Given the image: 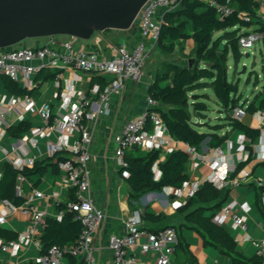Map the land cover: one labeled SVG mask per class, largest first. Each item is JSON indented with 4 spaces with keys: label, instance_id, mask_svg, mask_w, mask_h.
I'll use <instances>...</instances> for the list:
<instances>
[{
    "label": "built area",
    "instance_id": "built-area-1",
    "mask_svg": "<svg viewBox=\"0 0 264 264\" xmlns=\"http://www.w3.org/2000/svg\"><path fill=\"white\" fill-rule=\"evenodd\" d=\"M201 1L210 4L222 21L233 14L231 8L216 0ZM254 2L257 3L258 9L264 7V0H254ZM177 5L178 0H148L137 19L140 40L133 46L126 43L115 46L111 56L94 51H76L70 40L64 41L59 46L47 45L37 48L14 46L0 49V77L7 76L25 89H33L36 86V77L47 70H52L57 79L61 78L63 70L72 69L77 73L103 78L105 81L104 85L101 83L92 85L88 94L80 93L62 100L56 110L48 103L38 108L36 101L30 96L12 97L5 108L2 106L0 109V142L6 135L5 130L11 127L5 121V115L11 109L17 110L20 121L25 120V115L19 105H22L28 113L38 114L41 117L44 126L30 128L21 138V143H31L36 147L39 143L36 138H46L50 155L65 158L59 162L58 167L67 177L68 186L76 198L75 201L68 203V210L76 212V218L82 223V231L76 243L64 247H51L47 253L39 255L36 259L37 264H69L72 258H82L87 264L96 263L95 234L103 223L105 212L96 205L91 193L93 131L90 124H94L101 116L108 114L110 103L127 89L129 82L138 83L141 80L150 54L159 42L162 15L166 11L173 10ZM239 35L240 51L243 54L254 53L253 49L261 45L264 39V33L245 31V29L241 30ZM3 102L4 99L0 98V106ZM146 105L147 108L143 112L124 123L114 138V157L120 168L126 166V153L133 148L148 151L166 149L167 155L176 150L175 140L170 136L161 113L152 110L158 106V103L147 96ZM247 113H249L247 105L242 103L234 109L232 116L243 121ZM252 115L262 126L264 111H257ZM195 122L202 124L203 120L195 118ZM260 130V139L264 143V128L261 127ZM54 135H58L56 140ZM248 143L250 139L243 136L237 164L234 161L229 164L223 162L225 152L222 147L210 149L208 154L203 155L199 149L188 145L185 152L189 155V164L193 169L198 168L202 163L212 166L213 172L205 182H211L216 189L222 191L247 185L251 181L254 153L246 147ZM20 151L16 145L11 148V154L4 150L8 163L23 170L27 163L22 160ZM166 156L161 157L160 161H164ZM238 166L243 167L237 172ZM154 173L156 179H160L161 172L157 164ZM124 176L127 177L128 173L125 172ZM26 179L23 175L18 177L17 196H23L22 183ZM256 181L262 185L261 179ZM200 186L201 184H194L188 192L185 184L182 188H171V190L176 196L186 194L190 199ZM53 197L56 198L57 204H60L58 195ZM34 198L50 199L41 191L35 190L33 198L26 199L21 206H16L8 200H0V225H5L8 217L20 209L28 213L30 224L21 237L33 242L42 251L40 237L48 215L46 211L33 204ZM262 199L264 200V193ZM184 205H186L185 201L173 203L174 208H181ZM250 211L251 207L248 203H239L235 199L228 200L214 213V221L220 226L232 222L241 232L236 242L249 241L251 240L248 233L249 225L244 214ZM63 214L64 211H60L58 219H61ZM126 229L125 233L113 234L108 238V247L113 253L112 264H138L134 256L137 252L154 255L156 264H172V258L179 244L176 228L168 226L159 231L141 229V218L132 216L126 221ZM254 244L257 247V256L264 264V234L260 240L254 241ZM19 246L17 239L6 241L0 238V249L3 252L16 250Z\"/></svg>",
    "mask_w": 264,
    "mask_h": 264
},
{
    "label": "crops",
    "instance_id": "crops-1",
    "mask_svg": "<svg viewBox=\"0 0 264 264\" xmlns=\"http://www.w3.org/2000/svg\"><path fill=\"white\" fill-rule=\"evenodd\" d=\"M258 14L261 17L260 21L255 22L253 27L245 29V31H254L258 29L261 24L264 26V7L258 9ZM222 34V32H219V34L214 37L218 38ZM122 35L123 40L120 42L121 44L126 43L133 46L140 40L138 26L133 30L123 31ZM110 39V33L106 31L96 34L88 41L75 38L72 39L67 36H56L28 39L26 43L23 44L24 46L37 48L47 45L59 46L64 41L70 40L76 51L94 50V52L98 51V53L102 55L111 56L114 47L110 45V50L105 47V45H109L108 42ZM261 45H258L256 49H260ZM194 46H196L195 41L192 40V37H189L181 43L176 44L175 52H173V54H179L176 59H164L163 56H161L162 60L159 61L157 57L159 55H156V57L151 56L145 66L144 82L148 81L149 85L154 82L156 73L164 62H173L181 66H187L185 63L195 58ZM260 50H263V45ZM230 55L233 61L234 56L232 53ZM45 74L53 75L55 73L52 70H47ZM95 77L97 76L81 74L72 69H66L61 72L60 79H57L56 75H53L49 79H45L44 81L41 80L38 83L36 82L37 92L32 98L36 101L38 108L48 103L56 110L62 100L72 95H79L80 93L88 94L92 85L95 84L93 83ZM135 85L136 83L129 82L127 89L110 103L108 114L100 117L102 120H105L103 122L104 124H100L102 132H106L107 135L109 134V137L105 136L100 141H93L94 145L92 144L93 147H91V193L96 205L105 212L103 223L95 234V264H112L113 253L108 247V238L113 234L125 233L127 231L126 221L132 216H139L141 218L142 229L166 226H173L176 228L181 237V245L172 258V264H232L231 258L221 254L215 246L205 244L203 236L197 230L193 229L190 223L186 222V212L183 211L185 205L181 208H174L173 203L175 201H185L187 204L189 199L186 197V194L183 196H176L172 193L171 188L168 187L162 192H150L145 194L138 202L131 200L130 188L120 174V167L117 168L114 162L115 143L114 139L110 141V135H114L115 138L128 119L137 116L147 108L145 103H141L138 107L137 95L133 89ZM130 87L133 88L129 90ZM212 93L217 101L219 116L223 118L224 115L220 113L221 108L213 90ZM194 95L197 94L193 93V96ZM12 97L17 96L6 90L3 77L0 78V98L4 99L0 109H2V106L5 108L6 103H8ZM263 97L264 94L261 98ZM254 99L248 101L251 102ZM248 101H244L243 104L246 102L249 103ZM257 102L259 103V101ZM19 108H22L24 111V121L19 120V113L16 109H11L5 115V121L10 124L11 127L5 130L6 135L0 142V166L8 162L4 150H7L11 154V148L15 145L20 148L21 158L27 163L26 167L33 168L36 163H50L43 177L35 175L30 179L27 178L22 183L23 197L25 199L33 198V192L35 190L41 191L50 199L39 200L34 198L33 204L46 211L47 217L58 218L60 210L57 209V200L53 196L58 195L59 202L64 203L69 201L72 190L68 186L67 177L61 173L60 170L58 173L54 172L52 164L57 161L59 156L52 157L50 155L46 138H36L39 143L38 146L35 147L31 143L22 144L21 138H23V136L11 135L10 129L18 127L21 124L28 125L30 128L44 126V122L38 114L28 113L22 105H19ZM247 118L250 121L249 123L246 122ZM243 122L253 128H264V121L261 126L260 123L253 118L251 113L246 114ZM202 124L205 123L202 122ZM90 127L92 131L95 130L93 123L90 124ZM112 127L120 128L119 132L111 131ZM204 128H207V125L199 129L200 131H206ZM219 133L221 135L228 134L227 141L221 146L225 152L223 162L229 164L231 161H234L237 164L241 152V141L243 136L246 135L238 130H232L229 127L222 129ZM57 138L58 135H54V139L56 140ZM174 147L176 150L180 149L186 151L188 144L175 140ZM246 147L254 153L253 177L249 184L231 188L227 201L235 199L239 203H248L251 207V211L248 214H244V217L248 221V233L251 236V240L237 242V253L246 258H253L257 256V247L254 241L260 240L264 234V200L262 199L264 193V166H262L264 163V143L259 137L255 141L250 139V143H248ZM209 150L207 144L205 146L202 144L199 152L206 155ZM166 153V149L162 151V157L166 156ZM212 172L213 169L210 164L202 163L196 169H193L189 164L187 181L185 182L187 192L194 184H204L207 177L210 176ZM0 174L2 175V171H0ZM257 179L262 180V185L257 183ZM207 214H211V212H207ZM160 217H162L161 220H159ZM29 224L30 215L20 209L8 217L5 225H0L1 229L17 234V240L20 244L18 249L9 252H3L0 249V264H37L36 259L42 253L41 249L33 242H28L21 237L22 233L28 229ZM222 227L235 238V240L241 235L240 230L232 222H227ZM0 238L5 240V237L1 235ZM187 252L194 258V262L187 259ZM134 256L138 264H156V257L154 255H143L137 252ZM69 264L87 263L82 258H72Z\"/></svg>",
    "mask_w": 264,
    "mask_h": 264
},
{
    "label": "trees",
    "instance_id": "trees-1",
    "mask_svg": "<svg viewBox=\"0 0 264 264\" xmlns=\"http://www.w3.org/2000/svg\"><path fill=\"white\" fill-rule=\"evenodd\" d=\"M216 1L233 10L230 18L222 21L216 10L201 0H178V5L173 10L163 13L157 46L161 51L171 54L175 52L177 43L192 37L196 44L194 54L197 63L191 68L173 62L162 63L154 82L148 86L147 91L148 96L158 103L155 110L161 113L170 136L176 141L186 143L199 150L206 140L209 149L221 147L227 141L228 134L221 135L219 131L228 127L242 132L252 141L261 136L260 129L233 118V111L241 104L242 99L237 94L238 86L230 80L228 75L229 54L232 53L234 57L241 54L239 46L241 30L249 29L254 26L255 22L260 21L258 5L254 0ZM235 27L237 28L235 29ZM221 31H227L229 37L237 35V38L227 42L224 49H220L223 36L214 37L215 33ZM254 31L264 33V26L261 24ZM262 45L264 48V39ZM45 72L43 71L36 77L37 83L55 75L45 74ZM2 77L6 90L13 95L32 97L37 92V86L30 90L25 89L9 77ZM93 83L104 85L105 81L103 78L95 77ZM203 88L214 91L221 108L220 113L224 115L219 122L221 125H207L209 129L206 131H200L199 128L204 126L197 124L195 118L207 120L209 108L203 97L193 96L194 91ZM261 96L263 95L259 93L253 101L245 103L249 113L264 111V97L261 98ZM29 128L28 125L21 124L11 128L10 133L13 136L22 137L29 132ZM161 157V150H152L144 154L140 152L139 148L127 151L126 166L120 168V174L130 188L131 200L138 202L147 193L162 192L168 187L182 188L184 186L189 166L188 153L178 149L168 154L164 161H160ZM64 159L63 156H59L57 161L52 164L55 173L59 172V162ZM49 164L48 162L36 163L33 168L25 167L23 170L17 169L8 162L0 166V171H2L0 200H8L16 206L23 205L26 199L16 195L18 177L20 175L28 179L35 175L43 177ZM156 164L161 172V177L158 180L154 173ZM241 167L238 166L237 172ZM125 172L128 173L127 177L124 176ZM230 190L227 188L221 191L216 189L211 182H205L183 208V211L186 212V222L190 223L192 228L203 236L205 244L215 246L221 254L231 258L232 264H262V260L258 256L246 258L237 253L235 238L214 221V213L227 201ZM75 200L74 192L71 191L69 201L57 204V209L64 211L62 218H46L45 227L40 237L42 254L47 253L53 246L64 247L76 243L82 231V223L76 218V212L68 210V203ZM207 212H211V214H207ZM161 219L162 217L159 218V220ZM163 228L165 227L148 228V230L159 231ZM0 235L5 237L6 241L15 240L18 237L17 234L1 228ZM180 245L181 237L179 235L177 249ZM186 254L189 261H195L189 252Z\"/></svg>",
    "mask_w": 264,
    "mask_h": 264
},
{
    "label": "water",
    "instance_id": "water-1",
    "mask_svg": "<svg viewBox=\"0 0 264 264\" xmlns=\"http://www.w3.org/2000/svg\"><path fill=\"white\" fill-rule=\"evenodd\" d=\"M148 0H0V49L28 39L67 36L88 41L107 30L129 31L137 27L138 15ZM220 49L237 38L223 34ZM250 53L233 57V72ZM196 97V96H195ZM155 110V109H152ZM207 140L203 143L205 146Z\"/></svg>",
    "mask_w": 264,
    "mask_h": 264
},
{
    "label": "rangeland",
    "instance_id": "rangeland-1",
    "mask_svg": "<svg viewBox=\"0 0 264 264\" xmlns=\"http://www.w3.org/2000/svg\"><path fill=\"white\" fill-rule=\"evenodd\" d=\"M123 31H110V41L108 42L109 45H105L106 49H109V46L112 45V47H115L117 44H119L122 40H123V35H122ZM222 33H224L223 31H221ZM218 33H216L215 35H218ZM192 40L194 41V39L192 38ZM27 40H25L24 42H22L21 44L17 45V47H29V46H24L23 43H26ZM191 48V47H190ZM196 46H194L193 49H195ZM262 48V45L260 46V49ZM192 49V50H193ZM260 49H253V52L251 54V56L249 58L244 57L239 65V71L243 70L244 65H246L247 67V71L245 74L238 76L237 73L233 72L232 66H233V61L231 60V53L229 54V58H228V75L231 81H234L235 85L238 86V96L241 97L242 101L241 104L244 101H248L250 99H254L256 98V95H258L259 93H261V95L264 94V48L261 51ZM94 51V50H93ZM98 52V51H96ZM157 56L159 61L162 60V57L164 59H176L178 57L179 54H165L163 53L160 48L157 46L155 47V49L151 52L150 57H156ZM149 57V59H150ZM148 59V60H149ZM196 59L193 58L190 61H187L185 64H187L188 67H193L196 64ZM146 66V65H145ZM231 66V67H230ZM144 72H145V67L143 69L142 72V78L141 80L136 83V85L133 87H130L129 90H131L132 88L135 90V93L137 95V101H138V107L141 105V103H145L146 104V98L148 96L147 91H148V86H149V82L146 81L144 82ZM194 94H197L198 96L203 97L204 101L206 102L209 111L207 114V121L203 120V123L201 126H206V125H221L219 124V122L221 121L220 116H219V111H218V106H217V101L214 98V95L212 93V90H210L209 88H203V89H199L193 92ZM105 120H102V118L98 119L95 123H94V129L93 130V141L95 142L96 140L100 141L103 137H109L106 132H102V127L100 124H102ZM210 121V122H209ZM246 122L249 123V119H246ZM217 123V124H216ZM104 124V123H103ZM202 128V127H200ZM206 130H208V126L207 128H204ZM120 128H116V127H112L111 131H115V132H119ZM221 131V130H220ZM112 139H114V135H110V141H112ZM103 141V140H102ZM106 141V140H105ZM93 142V145H94ZM93 147V146H92ZM141 153H147L148 150H143L140 149ZM94 158V157H93ZM114 162L116 167L118 168L119 165L116 161V159L114 158ZM148 194V193H147Z\"/></svg>",
    "mask_w": 264,
    "mask_h": 264
}]
</instances>
